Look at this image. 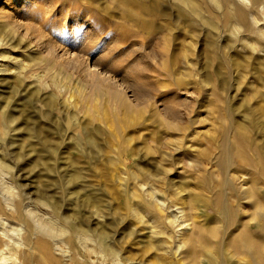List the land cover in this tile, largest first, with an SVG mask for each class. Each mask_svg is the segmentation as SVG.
Wrapping results in <instances>:
<instances>
[{
  "label": "rangeland",
  "instance_id": "obj_1",
  "mask_svg": "<svg viewBox=\"0 0 264 264\" xmlns=\"http://www.w3.org/2000/svg\"><path fill=\"white\" fill-rule=\"evenodd\" d=\"M53 1L55 5L48 8L51 12H66L67 5L71 13L86 12L92 35L100 36L75 45L88 58V64L90 58L95 60L99 69L118 83L130 87L141 83L147 94L133 104L132 110H126L112 95L113 86L109 81H91L82 68L72 69L63 64L67 57L60 54L58 47L52 53L42 45L47 42L39 36L45 31L35 28L39 16L30 17V14L42 12L44 4L36 7L32 6L36 0H7L6 3L0 0V64L4 62L0 67V104L17 117L16 125L7 130V137L0 139V144H5L13 137V142L6 143L4 158L11 164L3 179L16 187L19 184L33 198L38 197L39 191H46L50 202L54 198L59 203L58 217L68 228L85 222L89 211L81 203L84 189L77 196L67 193L77 186L88 188L96 182L100 193L105 195L101 200L103 208L108 205L104 209V221L110 224L117 240L115 245H122L123 251L137 261L158 264L164 254L156 248L153 239L161 236L150 230L154 223L159 227V223L153 222L149 210L140 212L143 221L139 222L128 208L129 196L118 183L124 175L121 172L124 156L130 154L129 149L125 152V145L137 152L128 159L129 170L138 175L141 169L136 163L146 165L151 159L157 162L162 152L171 154L175 165L164 175L184 186L198 220L207 215L212 220L210 223L220 225L223 214L213 206L223 197L211 196L223 189L222 170L213 161L204 162L212 173L204 172L209 178L204 177L201 182L198 179L201 173L193 170L192 164L209 156L232 154L245 143L246 152L257 159V146L264 143V136L257 132L252 120L261 115L264 124V0H250L247 5L254 17L252 23L246 18L235 23L236 15L225 11L220 2L221 6L216 5L221 0H192L187 8L198 9L201 19L190 12L180 16L175 8L176 0H140L142 6L125 5L119 0ZM10 16L16 22H10ZM82 35L83 31H79L75 39ZM19 51L24 64L23 76L17 75L10 64ZM29 56L40 58L28 61ZM79 61L80 67L87 64L81 56ZM143 63L145 68L141 71L138 65ZM5 64L12 67L7 69ZM120 92L132 97L129 89H120ZM184 126L187 137L182 138L183 152H176L173 148L181 142ZM26 127L47 136L54 152H46L38 137L29 138ZM126 131L132 138L125 141ZM86 133L93 135L94 145L85 140ZM16 153H19L18 161L14 158ZM34 156H43L48 168L35 161ZM162 163L168 167L166 161ZM72 173L78 175L77 181L69 180ZM243 177L247 181L253 178L255 187L262 184L255 169ZM127 181L131 186L133 179L129 176ZM236 186L239 188L238 182ZM226 189L225 199L235 207L236 197L232 196L231 186ZM257 193L264 197V188L256 189L254 196ZM197 195L210 201L201 207ZM250 209L238 207L241 213L237 217L249 222L251 229L243 230L246 231L241 234L243 245L237 251H229L230 263L257 264V244L254 252L245 246L250 240L254 243L262 237L264 223L259 230ZM63 214L69 217L66 222L61 218ZM230 239L234 241L233 237ZM76 248H79L76 244L70 246L67 254L77 263L85 264ZM195 249L194 263L208 264L197 241ZM63 261L60 264H73Z\"/></svg>",
  "mask_w": 264,
  "mask_h": 264
},
{
  "label": "bare ground",
  "instance_id": "obj_2",
  "mask_svg": "<svg viewBox=\"0 0 264 264\" xmlns=\"http://www.w3.org/2000/svg\"><path fill=\"white\" fill-rule=\"evenodd\" d=\"M6 1L7 0H4L5 3ZM119 1L125 5L134 3H137L139 6L143 5L139 2L140 0ZM176 1L177 5L175 8L180 16L184 17L190 12L201 19V16H199L201 12H199L198 9L192 10L187 8L192 0ZM47 2L48 3H45V0H36L35 4H32V6L39 7L40 4H44L45 8L41 10L42 12H31L30 14V17L39 16L35 28L38 31H45V33L39 36L42 38L44 37V41L47 42L42 45L47 46L46 49L52 53L56 51L55 46L58 47L61 52L59 53L63 57L64 55L67 57L66 61L62 63L68 66V68H82L81 71L91 81H109L113 86L112 95L126 110H132L133 104L142 101L147 94L140 86L141 83L131 85V87L123 84V82L118 83L116 80L110 78L106 71L99 69L95 60L90 58L91 62L89 61L88 64V58L78 52L75 46L76 43L81 42L83 44L86 42V39L93 36V31H91V28L87 25V13H71L69 5H67L68 9H66V12H51L48 8L55 5V2L53 0H48ZM219 2L223 4L222 6L225 11L236 15L237 21L235 23H241L246 19H250V23L254 21L253 15L247 8L250 0L216 1L215 3L218 7L221 6ZM153 5L157 6V4ZM48 15L54 16L53 20L49 19ZM11 17L12 16L9 17L10 22L13 23L14 20H12ZM80 23L82 25H80ZM17 24L19 25V23ZM79 31H83V35L76 40L75 38L77 37L75 35ZM97 34L98 33H94L92 38L100 37ZM80 56L87 60V64L85 63L82 67H80ZM19 57H21L20 51L13 58V63L10 64H12L17 75L21 74V76H23L21 68H23L24 64ZM35 58L39 59L40 56H29L28 61H32ZM43 61L49 64L51 63L46 59ZM3 63L0 64V67L4 65ZM8 65L5 64L7 69L12 67H8ZM138 66L141 71L145 68L144 63ZM0 70L2 69L0 68ZM63 86L62 84L59 88ZM120 89H129L130 92L132 91V97L123 94L120 92ZM261 119L262 116L259 115L252 120V122L258 129L257 132L264 136V124ZM16 120L17 117L13 114V111L10 112L9 110V112H6L5 105L0 104V139H5L8 133L7 130L16 125ZM184 129L185 126L182 128L181 142L174 145L176 147L173 148V150L176 152H183L181 151L184 144H182V138L187 137L184 133ZM26 132L31 139L33 137H38V140L44 144L46 152H54L52 145H48L47 136L40 135V133L33 131L30 127H26ZM131 138L132 137L127 134V131L123 133V139L125 141ZM240 138L245 139L243 136ZM85 140L92 145L95 144V138L89 133L85 134ZM10 141L13 142L12 136L6 143H10ZM262 142H264V139ZM6 143L4 144L3 142L0 144V264H60V261L66 259L65 257H67L70 263L80 264L75 261L72 255L67 254L68 248L75 244L79 247L76 248V250L80 252L77 254L82 257V261L85 264L90 263V261L95 264H144L141 260L137 261L134 259L131 254H126V252L123 251L124 247L122 245H115L117 240L113 237L110 224L104 221V209L107 210L108 205H104L103 208L101 200L105 195L103 196L100 193V189L96 182H94L95 184L92 183L88 185V188L77 186L67 193L68 196H77L79 191L84 189L85 194L83 193L84 197L81 203L86 205L89 211V217L85 222H77L75 226L68 228L58 217V212H60L59 203H57V200L54 198H52L53 201L50 202L48 199L49 195L46 194V191H39L38 197L33 198L31 193L25 188H22L19 184L18 187H16L8 180L3 179L5 172L9 169L11 164V162L6 161L7 158L6 160L4 158L7 153ZM246 144L247 143L243 146L239 145L238 148L236 147L232 154L231 152H226L224 157L218 155L214 157L209 156L206 159H198L192 164L193 170L199 171L202 174H200L201 178L198 177L201 182L204 177L209 178L203 174L204 172L212 173L210 169L204 166V162L213 161L217 168L222 170V175H220L222 178L220 179L222 180L221 184L223 189L216 192L214 191L211 196L214 199H219V195L223 197L219 204L215 203L213 206L218 212L223 214V220L220 221V225L210 223L212 220L210 217H207V215L201 217V221L198 220L199 216L195 211L190 197L187 198L184 186L179 184L173 177L167 178L164 175L175 165V162L171 160V154L162 152L158 155L157 162L151 159L146 165L136 163L141 169V174L138 175L134 170H129L131 164L130 159H128V157H133L137 152L133 151V148L128 147V145H125V152L129 149L130 154L128 153L127 155L126 153L124 156L121 168V172L124 175L119 177L120 182L118 183L121 188H123L122 191L129 196L128 208L139 222L143 221L140 212L142 210H149L152 213L151 218L153 222L159 223V227L154 223L150 230V232L158 237L161 236L159 239H153L156 248L158 246L164 254L158 259V264H195L196 241L198 242L199 250H201V255L208 264H235L234 262H229L232 255L229 251L232 252V249L237 251L240 244H242V241H240L241 234L246 233V231L243 230L246 228L251 229L249 222L242 221L237 217V215L241 213V210L238 212V207L240 206H242L243 209L251 207V213H253L252 219L255 221V224L259 226V230L262 229L261 225L264 223V197L263 195H258V193L257 196H254V191L258 188L259 190L264 188V143H261L260 147L257 146V159H254L246 152ZM14 158L18 161L20 158L19 153H16ZM34 160L44 165V168H48L43 156H34ZM163 161L167 162L168 167L164 166L162 163ZM254 169L260 176L259 180H262V184H259L258 187H255L256 184L253 178L247 181L246 177H243L246 176L247 172L251 174ZM126 176H130L133 179L131 186L128 185ZM68 178L71 181H77L78 175L72 173L69 174ZM51 181L52 180H49V182ZM237 182L239 183V188L236 186ZM229 186H231L233 191L232 196L236 197V199L233 200L236 209L234 205L231 206L228 204L225 199L226 188ZM197 198L201 202V207L207 205V202L210 201V198H206L202 195H197ZM61 218L66 222L65 220H68L69 217L63 214ZM123 229H125V227ZM232 229H236V231H232ZM261 236L262 237L259 236L254 243H251L252 240H250L245 246L247 250L254 252L255 243L257 244L259 248V257L255 259L257 264H264V233ZM232 237L234 238L233 242L232 239H230ZM249 238L252 237L249 236ZM67 261L64 260L63 262L67 263Z\"/></svg>",
  "mask_w": 264,
  "mask_h": 264
}]
</instances>
